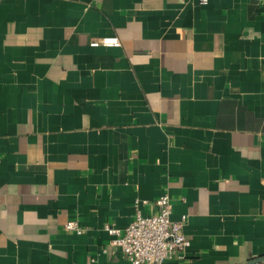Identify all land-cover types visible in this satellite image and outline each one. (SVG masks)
I'll use <instances>...</instances> for the list:
<instances>
[{
	"label": "crops",
	"instance_id": "obj_1",
	"mask_svg": "<svg viewBox=\"0 0 264 264\" xmlns=\"http://www.w3.org/2000/svg\"><path fill=\"white\" fill-rule=\"evenodd\" d=\"M163 193L166 264H264V0H0V264H129Z\"/></svg>",
	"mask_w": 264,
	"mask_h": 264
},
{
	"label": "built area",
	"instance_id": "obj_2",
	"mask_svg": "<svg viewBox=\"0 0 264 264\" xmlns=\"http://www.w3.org/2000/svg\"><path fill=\"white\" fill-rule=\"evenodd\" d=\"M91 45L117 47L119 41L115 37L102 38ZM147 204L146 201L135 202L134 219L125 228L119 229L112 224L103 226L109 235L108 246L120 251L129 264H166L171 259L181 257L189 246V240L183 233L185 217L178 221L171 220L172 199L167 193L153 200V211L143 215L140 205ZM63 230L78 235L84 232V228L76 220L65 222Z\"/></svg>",
	"mask_w": 264,
	"mask_h": 264
},
{
	"label": "water",
	"instance_id": "obj_3",
	"mask_svg": "<svg viewBox=\"0 0 264 264\" xmlns=\"http://www.w3.org/2000/svg\"><path fill=\"white\" fill-rule=\"evenodd\" d=\"M255 260H252V261H250V262H248V264H251V263H253Z\"/></svg>",
	"mask_w": 264,
	"mask_h": 264
}]
</instances>
